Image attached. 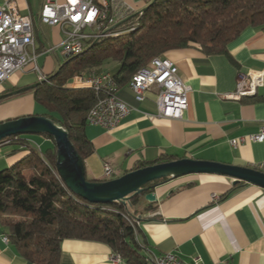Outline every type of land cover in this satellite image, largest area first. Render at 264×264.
<instances>
[{"label": "crops", "instance_id": "crops-1", "mask_svg": "<svg viewBox=\"0 0 264 264\" xmlns=\"http://www.w3.org/2000/svg\"><path fill=\"white\" fill-rule=\"evenodd\" d=\"M43 1L0 0V6L12 2L20 15L29 16L38 54L47 44L57 47L61 41L58 28L41 23L48 28L50 39L39 38L36 22H40ZM122 1L134 6L136 12L151 2ZM57 50L61 56L60 48ZM227 52L230 59L223 55L207 56L195 47L163 55L175 64L190 90L188 107L180 119L155 117L153 93L137 104L127 86L120 88V97L133 109L112 131L85 126L86 139L93 148L92 155L84 161L86 178L104 181L105 163L113 171L111 179L118 178L134 170L138 163H153L162 155L264 172V140L247 141L236 148L229 144L230 140L256 134L264 127V86L255 97L242 101L221 97L234 91L240 75L264 71V32L245 29L227 46ZM48 55L37 58L44 60L40 69L46 76L55 72L53 64L46 60ZM100 71L114 73L103 67ZM23 73L10 76L0 86V93L37 83L35 74L26 77ZM37 112L29 92L0 102V122ZM45 146L46 150L50 148L47 139L28 136L0 143V171L24 159L31 149L41 156ZM232 182L233 179L224 176L197 174L149 184L152 186L149 193L156 198L152 203L155 209L143 213L139 231L150 252L175 254L187 263L200 258L203 264H264V190L239 183L224 199L211 201L212 195L222 196L230 191L234 187ZM3 236L0 225V264H29L9 243L2 241ZM111 256L103 244L65 240L61 243L58 264H125L122 260L112 261Z\"/></svg>", "mask_w": 264, "mask_h": 264}, {"label": "trees", "instance_id": "trees-1", "mask_svg": "<svg viewBox=\"0 0 264 264\" xmlns=\"http://www.w3.org/2000/svg\"><path fill=\"white\" fill-rule=\"evenodd\" d=\"M135 14L136 17L110 31L120 33L119 36L88 43L82 54L67 58L48 74L47 83L27 91L37 106L38 112L33 115L48 117L63 128L83 161L93 152L84 129L95 96L88 90L66 87L74 74L101 72L105 62H115L113 76L120 91L137 70L169 51L195 47L207 56L223 55L230 59L227 46L245 29L264 32V0H151ZM40 136L51 142L41 156L31 149L24 159L0 171V225L19 256L29 264H58L61 243L76 240L103 244L125 264H153L139 226L126 221H137V217L142 221L144 212L155 209L154 204H145L143 200L151 188L125 204H89L71 194L44 165L42 158L55 169V148L49 135ZM21 137L13 136L0 143ZM173 160L176 159L162 155L156 162L138 163L134 170ZM238 187L220 196L219 201Z\"/></svg>", "mask_w": 264, "mask_h": 264}, {"label": "built area", "instance_id": "built-area-1", "mask_svg": "<svg viewBox=\"0 0 264 264\" xmlns=\"http://www.w3.org/2000/svg\"><path fill=\"white\" fill-rule=\"evenodd\" d=\"M144 4L147 0H136ZM137 13L134 6L122 0H44L39 12V21L49 27L58 28L61 34L60 54H67L107 35L116 29L120 22ZM57 47L44 49L42 55L52 54ZM34 44L33 27L28 25V15H20L12 2L0 6V86L16 72L31 71L37 82L47 83L46 75L37 66L41 55ZM264 86V71H250L240 75L232 93L221 96L223 99L242 101L253 98ZM66 87L74 90H88L95 96L86 125L98 126L106 131L116 129L133 107L119 95V86L111 72L104 74H74ZM133 101L142 103L148 94L155 95L158 118L180 119L188 107L189 87L173 62L165 57L151 60L147 67L137 70L136 80L127 84ZM153 117V116H150ZM264 127L256 134L230 140L236 148L245 142H262ZM104 180H110L113 171L109 164H103ZM220 196L212 195L211 201L218 202ZM137 222V221H136ZM139 222H137V228ZM2 241L8 243L6 236ZM148 254L154 264H203L200 258L187 263L175 254ZM112 261L120 262L119 255L111 256Z\"/></svg>", "mask_w": 264, "mask_h": 264}, {"label": "water", "instance_id": "water-1", "mask_svg": "<svg viewBox=\"0 0 264 264\" xmlns=\"http://www.w3.org/2000/svg\"><path fill=\"white\" fill-rule=\"evenodd\" d=\"M136 16L137 14H133L115 28ZM40 84L42 83L37 82L0 95V99L27 92ZM18 135H49L54 143L55 169L60 180L71 194L92 205L125 204L130 198L148 191L152 187L148 186L151 183L197 174L224 176L233 179L232 186L244 183L264 190V172L248 167L189 158L149 165L110 180L88 181L84 161L75 151L67 132L50 118L32 115L0 122V142ZM144 199L148 203H154L156 200L153 193H147ZM136 220L140 222L141 218L137 217Z\"/></svg>", "mask_w": 264, "mask_h": 264}, {"label": "rangeland", "instance_id": "rangeland-1", "mask_svg": "<svg viewBox=\"0 0 264 264\" xmlns=\"http://www.w3.org/2000/svg\"><path fill=\"white\" fill-rule=\"evenodd\" d=\"M144 4H147L146 2ZM36 29L38 30L39 33V38H41L42 40L47 37L50 39V34H49V30L47 27L41 26L40 22H36ZM44 37V38H43ZM53 46V44H47L45 46L44 49H48L51 48ZM67 58H63L62 56L59 55V50L55 51V53H52L50 55H48V57L46 58L47 61L51 62L53 64V71H56L58 69V67L66 60ZM44 62V60H38L37 61V66L40 69V67L42 66V63ZM103 68L105 69H109L110 71H116L117 68V64L115 62H111V61H107L102 65ZM106 72V71H105ZM32 74H34L31 71H26L25 73H23V75H25L26 77L28 76H32ZM28 137L31 138H43L40 135H28ZM44 139V138H43ZM49 141V140H48ZM49 146L51 147V142L49 141ZM46 151V146L42 148V152Z\"/></svg>", "mask_w": 264, "mask_h": 264}, {"label": "bare ground", "instance_id": "bare-ground-1", "mask_svg": "<svg viewBox=\"0 0 264 264\" xmlns=\"http://www.w3.org/2000/svg\"><path fill=\"white\" fill-rule=\"evenodd\" d=\"M28 25H29V27H32V22H31V19L29 18V16H28ZM131 31H133V29H131ZM119 35H120V33L113 34V33H111L109 31V32H107V35L104 36V37H117ZM101 38H103V37H101ZM98 39H100V38H97L95 40H98ZM87 45L88 44H85V45H83V47H80V48L76 49L75 51H72L71 53L67 54L64 58H71V57H75V56H78V55L82 54L84 52L85 48L87 47ZM158 59L159 58H156L155 60H158ZM104 73H107V72H104V71L103 72L90 71V72H85V73L83 72V73H80V74H77V75L104 74ZM136 74H137V72L132 76L131 80H136ZM42 161H43L44 165H46L54 174H56L58 176V174L56 172V169L52 168V166L49 165V163L44 158H42ZM126 221L131 226L137 225V222L135 220H130V219L126 218ZM151 262L153 263V260L152 259H151Z\"/></svg>", "mask_w": 264, "mask_h": 264}]
</instances>
